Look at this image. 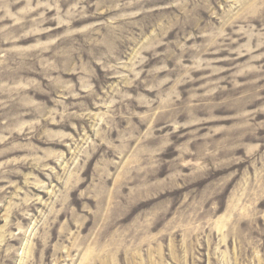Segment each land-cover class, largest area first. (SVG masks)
<instances>
[{"label": "rangeland", "instance_id": "1", "mask_svg": "<svg viewBox=\"0 0 264 264\" xmlns=\"http://www.w3.org/2000/svg\"><path fill=\"white\" fill-rule=\"evenodd\" d=\"M0 264H264V0H0Z\"/></svg>", "mask_w": 264, "mask_h": 264}]
</instances>
